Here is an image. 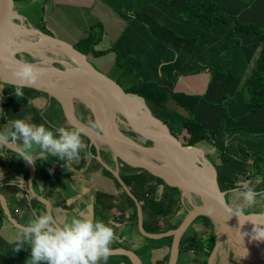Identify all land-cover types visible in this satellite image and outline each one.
<instances>
[{
    "label": "crops",
    "instance_id": "0c3cea01",
    "mask_svg": "<svg viewBox=\"0 0 264 264\" xmlns=\"http://www.w3.org/2000/svg\"><path fill=\"white\" fill-rule=\"evenodd\" d=\"M182 1L15 0L13 6L28 10L38 4L40 10L34 18L35 24L25 12L20 13L33 28L72 47L79 46L78 50L86 56L89 52L93 55V46L101 65L107 60H101L105 56L99 54L98 49L109 52L111 62L117 61L108 64L109 70L121 65L131 67L132 73L124 78L135 90L128 92L142 98L144 103L148 99L153 105L164 104V108H157L159 115L163 112L164 122L169 120L179 125L178 122L194 118L203 125L212 144H205L208 156L213 155L218 161L214 164L217 170H226L221 191L225 192L228 204L235 208L240 203L238 192L243 186H251L257 192L264 191V105L251 112L249 95L243 89V83L256 65L262 42L250 33H239L232 21L205 27L204 34H201V26L177 17L175 11ZM217 1L223 6L224 14L241 24L258 27L264 34V0ZM14 7L11 11L16 13ZM207 7L210 12L222 10L210 4ZM90 33L96 37L92 45L93 39L90 43L87 41ZM216 68L238 79L224 98L221 97L224 79L213 71ZM115 74L119 76L121 72L115 70ZM9 87L13 93L14 87L0 83V109L9 115V119L30 116L33 123L43 122L52 128L70 127L67 122H59L63 119L49 123L40 115H32L33 107L42 112L51 107L47 95L35 97L30 103L26 102L24 95L15 96L16 101L9 102ZM139 87L144 89L142 94L136 92ZM159 89L166 94L162 104H158L163 93ZM146 107L156 117L157 114ZM74 113L86 123L83 113ZM5 123V118L0 117V126ZM81 137L87 147L79 162H74L71 168H64V161H56L53 157L46 168L47 175L42 177L34 171L31 182H28L30 165L18 163L12 155L0 158V173L3 174L0 179V264H25L30 249L25 247L14 253L11 241L26 221L30 208L47 210L57 223L76 213L111 220L114 231L111 250L132 251L142 264H167L172 239L168 245L166 238L171 236L160 239L143 236L138 228L135 204L134 208L107 174L108 169L115 168L119 177L139 171L116 163L103 145L92 150L88 140ZM213 145L226 149V152L220 157L221 152ZM47 158L45 160H49ZM16 177L23 179V187L10 181ZM166 190L160 186L157 194ZM138 203L141 207V202ZM262 208L264 200L251 208L243 206L241 210L248 214ZM141 211L142 224L152 228L154 219L158 218L153 219L147 207L144 210L141 207ZM174 218L176 216L164 215L157 220L162 233L173 230ZM119 256L109 255L106 264H124ZM178 259L179 254L176 263Z\"/></svg>",
    "mask_w": 264,
    "mask_h": 264
},
{
    "label": "water",
    "instance_id": "95a60500",
    "mask_svg": "<svg viewBox=\"0 0 264 264\" xmlns=\"http://www.w3.org/2000/svg\"><path fill=\"white\" fill-rule=\"evenodd\" d=\"M14 2L15 0H0V27L12 25L22 28L23 33L37 37V41L29 43L7 39L10 46L16 47L21 42L24 50L32 51L27 48V44L33 49L42 46V42L45 40L59 47L70 60L78 58L81 61V66L78 67H70L64 63L59 65L50 63L49 66H46L47 71L43 75L44 78L38 79L33 85L26 88L44 93L49 99L58 103L67 124L73 129H81V135L88 140L94 149L98 150L99 146H105L116 163H122L136 171H146L161 179L168 187L177 188L180 191V199L183 197L188 201L195 200L196 203L194 204L190 202V210H187L186 215L175 229L162 234H148L142 228L140 204L119 177L117 169H108L121 189L135 204L138 215V228L141 234L151 239L172 237L167 264L176 263L181 235L196 218L201 216L209 218L215 226V230L225 236L228 243H231L234 252L235 248L239 251L246 264H264L262 256L264 247L261 248L251 239L243 219L239 220L235 215L230 216V213L226 211V207L230 205L226 201L225 192L221 191L218 186V171L206 158L204 152L198 147L183 145L172 135L170 129L162 120L149 112L142 98L125 91L116 81L96 71L87 61L85 55L64 41L33 28L17 10H15L16 13L12 12L11 8L14 7ZM18 55H10L0 46L1 84L12 87L17 84L12 76V71L16 67ZM26 56L30 57V62L38 66L39 62L36 60L35 55L28 52ZM65 84H69V86L72 84L75 87L82 85L86 88V96L93 106H85L77 100L74 103L82 104L90 112L92 123L98 125V129L92 128L75 115L70 100L62 90ZM90 90L94 91L96 97L92 96L90 98ZM73 97L79 100V96L73 95ZM126 97L140 102L141 105L136 107L135 112H132L126 106L124 102ZM101 105L103 110L100 111ZM114 111L118 113V118L123 124V127L117 131L121 137H117L110 129L109 121ZM123 147H129L136 154L129 153L127 150L124 151ZM144 153H154L158 159L156 162L149 161L142 157ZM193 153L196 154L195 158L192 155ZM185 158H187V161H184ZM184 164H187L189 168L186 169ZM30 166L28 182H31L35 171L34 165ZM185 173H190V176H185ZM204 199L210 202H205ZM110 255H125L132 264H142L134 252L126 249L111 250Z\"/></svg>",
    "mask_w": 264,
    "mask_h": 264
},
{
    "label": "clouds",
    "instance_id": "9594fccd",
    "mask_svg": "<svg viewBox=\"0 0 264 264\" xmlns=\"http://www.w3.org/2000/svg\"><path fill=\"white\" fill-rule=\"evenodd\" d=\"M48 63L47 59H42L37 66L26 59H18L12 71L17 81L13 95L23 96L22 89L40 79L47 71ZM0 117L6 120L0 126V158L12 155L28 165H35L36 159L43 161L47 157H54L56 161H64V168H71L74 162L80 161L81 153L86 150L81 129L64 126L52 128L43 122H30V116L9 119L3 109H0ZM90 126L98 129L95 123ZM2 178L3 174L0 173ZM10 181L16 186L25 185L20 177ZM238 197L240 203L235 208L227 206L226 211L239 220L250 221L253 224L251 239L264 241V227H257L264 223H257L253 219L254 215H264V211L246 215L241 210L243 206L251 208L264 200V191L257 192L251 186H243ZM113 238L111 220L76 213L57 223L47 210L30 208L26 221L11 242L14 253L25 247L30 249L25 264H106Z\"/></svg>",
    "mask_w": 264,
    "mask_h": 264
},
{
    "label": "trees",
    "instance_id": "16d2710c",
    "mask_svg": "<svg viewBox=\"0 0 264 264\" xmlns=\"http://www.w3.org/2000/svg\"><path fill=\"white\" fill-rule=\"evenodd\" d=\"M209 4L211 6H215L216 8L222 9L221 12L207 11L206 7ZM175 12H176L177 17L184 20L185 22L189 24L201 26V30H202L201 34H204L205 27L212 26L213 24L220 23V22L224 23V22L232 21L234 28H236L239 33H250L254 35L255 37L260 38L262 45H261V49L259 52V56L256 59V65L254 69L252 70L250 77L243 83V89H245V91L249 95V101H248L249 110L253 112V111H257L261 109V107L264 105V34L262 33V31L258 27H255L253 25L241 24L234 17L224 14L223 6L217 0H184L180 3V5L178 6ZM83 42H87V41L84 40ZM235 42H237V40ZM252 45H256V43L255 44L252 43ZM27 60H31L30 57H28ZM213 71L217 75L222 76L224 79L223 88L221 92V97L224 98L226 94H229L228 93L229 90L232 88L234 84H236L238 79L232 76L228 72H225V71L221 72L219 68H216ZM22 91H23V95L27 103H30V100L40 95L45 96L44 93H41V92H38L32 89H28V88H23ZM50 101H51V104L56 103L54 100H50ZM58 107H59V104H58ZM49 110L50 108H48L47 111ZM32 112H33L32 115L34 116L40 115L49 123L52 121L50 119V116H48L46 112L44 116V114L41 113L42 112L41 110H38L34 107H33ZM164 123L166 124V122ZM178 124L181 125V126L179 125L178 126L182 131L180 133V138H178L171 132L172 135L175 136L185 146L201 147V149H203L207 157L208 151L205 147L201 145L202 143L206 141L205 143H209L212 146L206 134L207 129H205V127L201 125L194 118L185 119L184 121L178 122ZM214 147H216L217 150L221 152L219 154L220 157L222 154L226 152V149L222 147H217V146H214ZM91 149L94 150L93 147H91ZM48 158L49 160H43L39 162L35 161V165H34L35 174L40 175L42 177H45L47 175L46 168H48L51 161L54 160L53 157H48ZM17 161L18 163L20 162L25 163L19 159ZM12 164L15 165V163H12ZM16 166H17V163H16ZM219 170H217L218 171L217 182L221 190L223 188L222 178L225 177L226 170H220V171ZM107 174L113 179L116 187L121 190V195L125 197V199H127L130 202V204L135 208L133 201L121 189L117 180L112 176V174L109 171H107ZM120 178L124 182V184L128 187L131 194L136 198V200L138 202H141V207L143 208V210L146 209V207L148 208V210L151 212V217H153V219L155 217H157L158 219L160 217L162 218L164 215H169V217L174 216L182 208V204L179 200L180 191L177 188L168 187L167 185L163 183L161 179L154 177L153 175L149 174L146 171H139L137 174L132 173L127 176L123 175ZM160 186H163L164 189H167L168 191L173 192L172 193L173 200L169 205L168 203H165L163 205L159 203V201H161L164 197V192L162 193L163 194L162 197L159 194H157V189ZM162 206L165 207L164 210H162L161 208ZM158 219H154V226H152V228H146V224L144 225L143 223L142 228L144 232L149 233V234L162 233L161 228L156 223L158 222L157 221ZM197 221H201L204 224L208 232L207 240L210 241V244L208 246L202 242L201 237L191 236L188 233L191 226ZM177 225L178 223L173 225L172 229H175ZM166 239L169 245L172 237H167ZM178 247H179V253H178L179 259L177 260L176 264H185V263L187 264H207V259L201 260L200 258L201 256H205V255L207 256L214 247V231H213L212 222L207 217H204V216L196 218L193 221V223L189 225L188 228L185 230V232L181 235ZM119 259L125 261L124 264H131L128 257L124 255L119 256Z\"/></svg>",
    "mask_w": 264,
    "mask_h": 264
},
{
    "label": "rangeland",
    "instance_id": "374dc122",
    "mask_svg": "<svg viewBox=\"0 0 264 264\" xmlns=\"http://www.w3.org/2000/svg\"><path fill=\"white\" fill-rule=\"evenodd\" d=\"M18 13H26L29 17V19L33 22H31L32 24H35V19L37 18L38 14H39V10H40V6L37 4L35 6H31L30 8L28 7V10H25V9H22L21 7H14ZM35 18V19H34ZM35 20V21H34ZM17 23V22H15ZM18 24V23H17ZM19 26H21V24H19ZM92 33L89 34L88 38H87V41H91L93 39V41H91L92 43L90 45H92L95 41H96V37L95 35H91ZM90 43V42H89ZM77 51L79 46H75L74 47ZM93 48V55H89L90 52L88 53V55L86 56L87 58V61L93 66V68L106 75L107 77L109 78H113L116 82H118V84H120L121 86H124L123 89L125 91H132V90H135L132 88V85L131 84H127L126 80L124 77H128L130 76V74L132 73V68L131 67H128V65H125V67H123V65H121V67H118L116 68V73L118 72H121V74L119 76H117L115 74V70H109V65L110 63L114 62L117 63V61H112L110 60V58L108 57L109 55V52L107 53L106 52H102V49H98L99 51V54L102 53L105 58L101 59L103 61H106V64L105 65H101L98 61H97V58L98 56H96L98 53H96V50H94V47L92 46ZM254 48V47H253ZM80 49V48H79ZM5 51H8V53L10 55H15V54H19L17 57L18 59H26L28 58L27 53L25 50L23 49H20V48H16L13 50V48H9V47H5L4 48ZM256 51V50H254ZM254 51H251V53H254ZM25 54V55H24ZM50 56H52L51 54H49ZM102 55V56H103ZM100 58V57H99ZM30 61V60H28ZM55 64V63H53ZM126 64V63H124ZM58 66V65H57ZM115 66V65H114ZM128 67V68H127ZM131 71V72H129ZM161 90L163 93H162V99H160L158 101V104H162V102L164 101V96H166V94L164 93L163 89H159ZM144 89L142 90V88L139 87L138 90H136V92L138 93H143ZM4 92V91H3ZM12 100H15L16 101V98L15 96L13 95L12 93V88L9 87V102H11ZM13 103H16V102H13ZM53 103V102H52ZM145 103L147 106L150 107L151 111L152 112H155L157 115L156 117L160 120H163L165 119L164 115H163V112L161 115L158 114V109L159 108H164V104L163 105H153V103H151V101H149L148 99H145ZM56 104V105H55ZM60 107V106H59ZM58 107V104L57 103H54V104H51V107H50V110L49 111H44L42 112L45 116V112L48 116H50V119L53 120V122H56V120H58V118L62 121H59V122H66V120H64L65 118L62 111L60 110L61 108ZM84 106L80 103H74V112L75 111H80L81 113L84 114V120L86 123H90L92 124V118H91V115H90V112L86 109L83 108ZM158 108V109H157ZM169 127V129L171 130V132L177 136L178 138H180V133L182 132L181 129L179 128V126H181L179 124V126L177 125L176 122H171L169 120H167V123H166ZM126 135L128 137H130V135L128 133H126ZM205 144L206 143H202L201 145L205 147ZM208 154V153H207ZM207 159L216 165V161L215 158L212 156H207ZM217 164H218V161H217ZM163 193V192H162ZM160 194V196L162 197L163 194ZM173 192L171 191H164V197L161 201H159V203H161L162 205L165 204V203H168V205L172 202L173 200V197H172V194ZM181 204H182V208L174 215L176 216V219H175V222H174V225L179 223V221H181L183 219V217L186 215V212L187 210H190V202L192 204L196 203L194 199H191L190 201H188L187 199L181 197V199L179 198ZM162 210L165 209V207H161ZM261 211H264V209H260V211L256 212V213H260ZM249 214V213H248ZM209 219V218H208ZM193 223V222H192ZM191 223V224H192ZM264 223V222H263ZM261 227H264V225H260ZM213 231H214V247L213 249L211 250V252L206 256H201L200 259H207L208 261V264H240L242 262H240V258L236 255V253L234 252L233 248H231L224 240L221 241V239L218 238L217 236V231L215 230V226H213ZM191 236H198V237H201V240L203 243H205V245H209L210 244V241L207 240V230L204 226V224L201 222V221H197L196 223H194L189 232H188Z\"/></svg>",
    "mask_w": 264,
    "mask_h": 264
},
{
    "label": "bare ground",
    "instance_id": "6f19581e",
    "mask_svg": "<svg viewBox=\"0 0 264 264\" xmlns=\"http://www.w3.org/2000/svg\"><path fill=\"white\" fill-rule=\"evenodd\" d=\"M0 29H1V31H0V46L3 49L5 47H9V48H13V50L16 48H20V49L24 50V46L21 42H19V44L16 47H12L7 43V39H12L13 41L29 42V43H33V41H37V37H33L30 34L23 33V29L19 28V27H14L12 25H9V26H4L3 28L0 27ZM42 43H43L42 46H39V47H36L33 49H32V47H30V45L27 44V48L31 49L32 51L25 50L26 52H29V53L35 55L36 60L39 62L38 66L40 65V61L42 59H47L49 61V63L46 66H49L50 63H55L58 65L60 63H64V64L69 65L70 67L81 66V61L78 58H72L73 60H70L59 47L54 46L45 40ZM6 52H8V51H6ZM49 54H51L52 56H50ZM43 78H44V76L40 77V79H43ZM62 90L65 93V95L67 96V98L70 100V102L72 104V109H74L73 107H74L75 100L79 101L80 103H82L85 106H93L90 99L86 96L87 95L86 94V88L84 86L78 85L75 87L72 84L70 86H69V84H65V85H63ZM73 95L79 96V100L75 99V97H73ZM90 95H91L90 98H92V96L96 97L93 90H90ZM124 102H125L126 106L132 112H135L136 107H139V105H141V104H139L140 102L138 100L131 99L130 97L129 98L126 97ZM101 110H103L102 105L100 106V111ZM109 125H110L111 131H113L117 135V137H121L117 131L121 127H123V124H122L121 120L118 118L117 112L114 111L113 114L111 115ZM124 140L126 141V139H124ZM99 147H102V145ZM122 149L124 151L127 150L129 153H135V151H133L129 147H123ZM192 155L194 158L196 157V154L193 153ZM142 157H144L147 160L152 161V162H156V160L158 159L154 153H144V155ZM184 161H187V158H185ZM184 166L186 167V169L189 168L187 164H184ZM185 176H190V173H188V174L185 173ZM204 201L208 202V203L210 202L209 200H206V199H204ZM253 219L257 223H263L264 222V215L253 216ZM244 224H245V227L248 229L250 235H252L253 224L250 221H244ZM257 227H261V226L257 225ZM217 233H218L217 236L219 239H221V241L224 240L230 247L232 246L231 243L230 244L228 243L227 239H225V236L222 233H220L219 231ZM254 241L261 248L264 247V241H257V240H254ZM235 253L238 257H240V260H241L240 262H242L240 264H246L244 258L241 256V254L239 253V251L236 248H235ZM262 256L264 258V249H262Z\"/></svg>",
    "mask_w": 264,
    "mask_h": 264
},
{
    "label": "flooded vegetation",
    "instance_id": "af4514ba",
    "mask_svg": "<svg viewBox=\"0 0 264 264\" xmlns=\"http://www.w3.org/2000/svg\"><path fill=\"white\" fill-rule=\"evenodd\" d=\"M92 124H93V123H92ZM92 124H91V125H92Z\"/></svg>",
    "mask_w": 264,
    "mask_h": 264
}]
</instances>
